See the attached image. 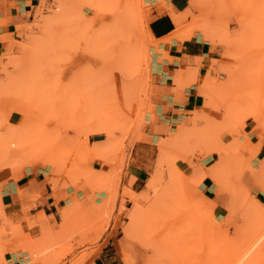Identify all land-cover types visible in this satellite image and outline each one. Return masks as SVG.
Returning a JSON list of instances; mask_svg holds the SVG:
<instances>
[{
    "label": "rangeland",
    "instance_id": "374dc122",
    "mask_svg": "<svg viewBox=\"0 0 264 264\" xmlns=\"http://www.w3.org/2000/svg\"><path fill=\"white\" fill-rule=\"evenodd\" d=\"M152 6L39 0L0 36V172L40 169L62 205L53 226L41 213L31 237L5 218L0 191V264H264V0H190L175 16L185 17L178 39L199 35L217 60L179 84L197 83L202 105L149 156L139 143L154 121ZM130 40L141 54L127 69ZM127 161L149 171L138 188L121 183ZM190 166L222 188L193 185Z\"/></svg>",
    "mask_w": 264,
    "mask_h": 264
},
{
    "label": "crops",
    "instance_id": "0c3cea01",
    "mask_svg": "<svg viewBox=\"0 0 264 264\" xmlns=\"http://www.w3.org/2000/svg\"><path fill=\"white\" fill-rule=\"evenodd\" d=\"M160 1V5L156 2ZM190 0H149L151 15L147 31L155 39L157 51L150 58V101L154 107V121L144 129L146 140L139 143L140 151L153 156L154 145L159 139H165L168 130L186 118L187 113L202 105L197 83L180 86L186 82L190 70H197L199 77H204L209 70L211 61L217 60L210 54L209 48L201 37L194 34L190 39L175 38L176 27L173 17L184 12ZM39 0H0V36L9 35L13 28L22 22L27 13H30ZM20 26V25H17ZM1 48V45H0ZM196 69V70H193ZM188 72V73H187ZM187 76V77H186ZM149 109L152 110L150 104ZM252 139V138H251ZM103 139H93L100 142ZM255 141L258 138L254 137ZM259 160L264 159V144ZM213 158V155L211 156ZM214 160L212 163H214ZM211 163V164H212ZM95 164L93 165L94 168ZM148 169L130 165L127 161L122 169L121 183L134 178L132 189L140 187L148 177ZM17 179L16 176L12 177ZM9 171L0 172L1 208L5 218L13 223H19L23 232L31 237L39 235V217L43 213L45 221L53 226L57 223L58 208L61 202L56 203L50 185L46 182L40 169H28L18 180H13ZM208 181L200 188L213 193V186ZM248 187L257 191L249 182ZM37 194L42 196L35 198ZM217 198V193L214 194ZM256 197L259 198L257 193ZM257 198V200H259ZM260 201V200H259ZM219 205L216 211L220 210ZM29 223L36 224L30 228ZM10 264H30L22 259H15ZM90 264H106L100 257H96Z\"/></svg>",
    "mask_w": 264,
    "mask_h": 264
},
{
    "label": "bare ground",
    "instance_id": "6f19581e",
    "mask_svg": "<svg viewBox=\"0 0 264 264\" xmlns=\"http://www.w3.org/2000/svg\"><path fill=\"white\" fill-rule=\"evenodd\" d=\"M256 19H258V18H256ZM260 20V19H259ZM173 21H174V24H175V27H176V32L174 33L175 34V37H174V39L175 38H178L179 37V35H180V33H182V31H183V28H184V22H185V17H173ZM254 21V23H256L255 22V19L253 20ZM262 21V20H261ZM258 22V21H257ZM259 23V22H258ZM263 23H264V21H263ZM260 25V24H259ZM262 25V24H261ZM255 26V25H254ZM262 27H264V26H262ZM149 41H151V43H153L152 45L154 46V45H156V41H155V39L151 36V34H149ZM148 41V42H149ZM139 42V41H138ZM141 45V44H140ZM139 48V47H138ZM137 48V43H136V41H132V40H130V41H128L127 43H126V45H125V55H124V62L126 63V66H127V69L129 68V67H132V66H134V64H136V63H138V60H139V55H135V53L137 52V54H141V49H138ZM138 49V50H137ZM140 51V52H139ZM139 52V53H138ZM85 55H89V56H91L92 55V53H91V51L89 50V51H87L86 53H85ZM141 57V56H140ZM84 70V69H83ZM142 70V69H141ZM85 71V70H84ZM83 73V72H82ZM188 73V72H187ZM78 75V74H77ZM127 75V74H126ZM190 75V74H189ZM71 77H72V80H74L75 78H77V76H76V73H73L72 75H71ZM86 77V76H85ZM187 77V76H186ZM189 78V77H188ZM191 78V77H190ZM132 81V80H131ZM72 82V81H71ZM76 84V83H75ZM75 86V85H74ZM107 109V108H106ZM191 120H193V119H191ZM191 120H187L185 123H184V125L182 126V128L181 129H178L179 131H177L176 132V134H177V137L173 140V141H175V140H178L179 138H181L182 137V134L187 130V128H189V126H191V123L193 122V121H191ZM92 124V123H91ZM160 147H161V145H160ZM161 149V148H160ZM258 153V149H255V151H254V153L252 154V155H256ZM53 167V166H52ZM190 169H193L192 170V176H191V180H192V184L193 185H195V186H199V185H201L202 183H204L207 179H209V180H211L213 183H215L216 185H218V187L221 189L222 188V186H221V181H220V179H219V177H218V175H216V173L214 172V173H212L211 175H208V176H202V177H199V173L197 172V170L195 169V167L194 166H190ZM35 198H37L36 196H35ZM3 216V215H2ZM4 219V218H3ZM5 224H6V222H5ZM252 252V251H251ZM251 257L249 258V259H247V260H244L246 263H248V262H250L251 260ZM243 261V262H244ZM241 264V263H240Z\"/></svg>",
    "mask_w": 264,
    "mask_h": 264
}]
</instances>
